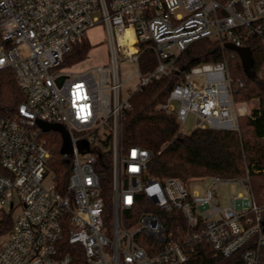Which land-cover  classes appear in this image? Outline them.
Returning <instances> with one entry per match:
<instances>
[{
  "label": "built area",
  "instance_id": "built-area-1",
  "mask_svg": "<svg viewBox=\"0 0 264 264\" xmlns=\"http://www.w3.org/2000/svg\"><path fill=\"white\" fill-rule=\"evenodd\" d=\"M99 24L107 60L63 64ZM253 38L264 45V0H0V70L12 69L26 95L15 116L0 114V216L12 214L0 264H73L78 246L88 264H190L204 239L217 255L240 251L238 264H264V195L256 200L249 178L211 176L201 190L151 177L150 151L122 141L133 93L174 71L183 74L162 107L176 114L179 131L190 113L195 128L239 129L249 112L236 106L244 81L229 61L182 71L177 62L199 40L226 52V43L251 48ZM146 52L155 64L143 72ZM39 120L68 132L65 183L51 167L53 130ZM231 182L249 195L223 205L220 187Z\"/></svg>",
  "mask_w": 264,
  "mask_h": 264
},
{
  "label": "trees",
  "instance_id": "trees-1",
  "mask_svg": "<svg viewBox=\"0 0 264 264\" xmlns=\"http://www.w3.org/2000/svg\"><path fill=\"white\" fill-rule=\"evenodd\" d=\"M92 48L89 40L75 46L65 56V65L75 64L86 58ZM250 70L247 72L240 55L233 49L225 52L218 41L199 40L188 47L178 58V66L189 69L201 62H216L229 55L233 78H241L244 87L235 92L247 100H255L252 110L239 117V129L195 128L190 133L179 131L174 112L162 107L173 86L183 73L174 71L160 79H153L136 90L132 107L127 112L122 127V141L126 145H139L148 149L151 157L148 174L151 177H177L186 182L191 178L220 176L249 178L252 192L258 202L264 195V78L259 69L264 62V45L253 38ZM155 61L151 52L141 58V69L147 72ZM26 98L12 69L0 70V114L15 116L17 107ZM52 151L51 167L60 182L67 180L69 162L61 152L62 137L59 132L48 134ZM264 217V216H263ZM4 227L12 223L10 211L0 219ZM3 243L0 245L2 247ZM241 252L231 257L217 255L209 241L203 240L190 264H238ZM264 260V258H263ZM73 264H88L83 249L75 248Z\"/></svg>",
  "mask_w": 264,
  "mask_h": 264
},
{
  "label": "rangeland",
  "instance_id": "rangeland-1",
  "mask_svg": "<svg viewBox=\"0 0 264 264\" xmlns=\"http://www.w3.org/2000/svg\"><path fill=\"white\" fill-rule=\"evenodd\" d=\"M86 38L89 39V41L92 44V48L89 51V53L86 56L85 60H82L77 66L74 68L76 69H81L85 68L90 65L98 64L101 62H105L107 60V55H108V39H107V33L105 30V27L101 24L96 25L92 28H90L87 33H86ZM229 61V55L225 57ZM133 70V67H125L124 69V77H127L130 75V72ZM137 84V76L132 75L129 80L126 81L125 87L126 89H129L130 92H133L135 86ZM125 92H128L126 90ZM129 93V92H128ZM237 107H242V109H247L248 112H250L253 108V106L256 103L255 100H245L241 96H237V93L234 95ZM241 116V115H240ZM195 115L190 113L186 119V121L183 124V130L186 133H190L193 129H195ZM194 178H191L187 180L188 185L190 188H199L203 189L205 186L210 182V177H204L203 180L200 181H194L192 180ZM191 180V181H190ZM248 187L241 186L237 182H231V183H223L220 187L218 198L219 201L223 205H229L230 203V198L233 195L238 194L239 192H242L243 195L248 196L249 191ZM4 216V213L0 216V219ZM10 229V225L8 227H4V224L0 223V245L4 243L7 239V235Z\"/></svg>",
  "mask_w": 264,
  "mask_h": 264
},
{
  "label": "water",
  "instance_id": "water-1",
  "mask_svg": "<svg viewBox=\"0 0 264 264\" xmlns=\"http://www.w3.org/2000/svg\"><path fill=\"white\" fill-rule=\"evenodd\" d=\"M226 47L229 49L235 50L240 55L244 65L247 67L248 74H250L251 76L256 75L254 71L250 70L251 50L249 47H239V46H236L232 43H226ZM180 69L182 71L185 69V67L183 66ZM38 123L44 131L53 130V131L59 132L61 137H62L61 152L62 153L70 152V150H71L70 137L68 135L67 130L65 129V127L62 124H60V123H47V122L40 121V120L38 121Z\"/></svg>",
  "mask_w": 264,
  "mask_h": 264
},
{
  "label": "bare ground",
  "instance_id": "bare-ground-1",
  "mask_svg": "<svg viewBox=\"0 0 264 264\" xmlns=\"http://www.w3.org/2000/svg\"><path fill=\"white\" fill-rule=\"evenodd\" d=\"M132 40V39H131Z\"/></svg>",
  "mask_w": 264,
  "mask_h": 264
}]
</instances>
